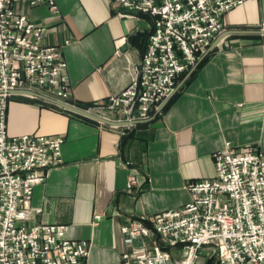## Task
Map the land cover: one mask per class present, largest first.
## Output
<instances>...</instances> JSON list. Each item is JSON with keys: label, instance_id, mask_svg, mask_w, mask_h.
Masks as SVG:
<instances>
[{"label": "crops", "instance_id": "crops-1", "mask_svg": "<svg viewBox=\"0 0 264 264\" xmlns=\"http://www.w3.org/2000/svg\"><path fill=\"white\" fill-rule=\"evenodd\" d=\"M56 2L57 13L28 0H18L17 10L45 28V44L62 47L69 103L88 110L129 86L147 51L153 18H121L113 0ZM223 24V32L264 29V0H247L227 12ZM186 80L156 117L160 106L150 121L120 126L13 94L10 136L65 139L62 163L34 190L31 205L42 212L29 225H65L69 238L90 243L89 264H120L130 249L123 226L187 204L192 199L187 185L214 176L216 151L230 145L264 152V36L222 38ZM133 173L142 184L129 190ZM207 255L205 248L199 264Z\"/></svg>", "mask_w": 264, "mask_h": 264}, {"label": "built area", "instance_id": "built-area-1", "mask_svg": "<svg viewBox=\"0 0 264 264\" xmlns=\"http://www.w3.org/2000/svg\"><path fill=\"white\" fill-rule=\"evenodd\" d=\"M28 1L58 12L56 0ZM246 1L113 0L119 17L150 16L153 30L129 86L88 111L148 119L223 32V16ZM17 2L0 0V264H89L90 243L69 238L67 226L29 225L42 212L31 205L34 190L62 163L65 139L10 136L9 99L14 90H33L70 102L71 91L62 47L45 44V28L18 12ZM213 155L214 176L187 185V204L123 226L130 249L120 264H199L205 248L216 264H264V152L229 145ZM141 184L133 173L127 188Z\"/></svg>", "mask_w": 264, "mask_h": 264}, {"label": "water", "instance_id": "water-1", "mask_svg": "<svg viewBox=\"0 0 264 264\" xmlns=\"http://www.w3.org/2000/svg\"><path fill=\"white\" fill-rule=\"evenodd\" d=\"M232 34H255V35H262L264 36V29H260V30H231V31H225L223 33H221L218 38H216V40L211 44V46L206 50V53L203 54L202 58L198 61V63L195 65V67L192 68V70L188 73V75L184 78V81H182L177 88H175V90L173 91L172 95H170L168 98H166L164 100V102L160 105L159 109H157L156 114L154 115V117H156L162 110H164L165 106L168 104V102L170 101V99L172 98V96H174V94L179 90V88L184 84L185 81H187L186 79L192 74V72L199 67V64L204 60V58L211 53V51L215 48V46L218 44V42L229 35ZM13 94H20V95H26V96H30L32 98H36L39 99L40 101H45L47 103L53 104L63 110L66 111H70L76 114H79L81 116H84L86 118L101 122L103 124H107V125H112V126H120V125H127L128 124H138V123H142L143 122H148L150 121L152 118H148V119H144L142 120H134V121H113L111 119H108L106 117H103L101 115H98L96 113L90 112L88 110L79 108L69 102H64L61 101L59 99H56L54 97L48 96L44 93L37 92V91H33V90H14L12 91V95Z\"/></svg>", "mask_w": 264, "mask_h": 264}, {"label": "rangeland", "instance_id": "rangeland-1", "mask_svg": "<svg viewBox=\"0 0 264 264\" xmlns=\"http://www.w3.org/2000/svg\"><path fill=\"white\" fill-rule=\"evenodd\" d=\"M70 91H71V86H70ZM72 98V97H71ZM94 105V104H93ZM93 105H91V107L93 106ZM144 183V182H143ZM201 257V256H200ZM211 259V261H210V263H208V261ZM206 263H204V264H216V261H215V259L211 256V255H207L206 256Z\"/></svg>", "mask_w": 264, "mask_h": 264}, {"label": "trees", "instance_id": "trees-1", "mask_svg": "<svg viewBox=\"0 0 264 264\" xmlns=\"http://www.w3.org/2000/svg\"><path fill=\"white\" fill-rule=\"evenodd\" d=\"M81 117H83V116H81ZM85 118V117H84ZM86 119H88V118H86ZM93 121V120H92ZM210 261H211V259L208 261V263H210Z\"/></svg>", "mask_w": 264, "mask_h": 264}]
</instances>
